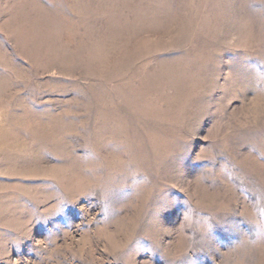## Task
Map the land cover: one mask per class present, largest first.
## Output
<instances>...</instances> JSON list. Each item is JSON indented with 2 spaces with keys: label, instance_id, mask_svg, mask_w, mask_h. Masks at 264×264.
Listing matches in <instances>:
<instances>
[{
  "label": "rangeland",
  "instance_id": "1",
  "mask_svg": "<svg viewBox=\"0 0 264 264\" xmlns=\"http://www.w3.org/2000/svg\"><path fill=\"white\" fill-rule=\"evenodd\" d=\"M264 0H0V264H264Z\"/></svg>",
  "mask_w": 264,
  "mask_h": 264
},
{
  "label": "snow or ice",
  "instance_id": "2",
  "mask_svg": "<svg viewBox=\"0 0 264 264\" xmlns=\"http://www.w3.org/2000/svg\"><path fill=\"white\" fill-rule=\"evenodd\" d=\"M262 159H264V158H262Z\"/></svg>",
  "mask_w": 264,
  "mask_h": 264
}]
</instances>
